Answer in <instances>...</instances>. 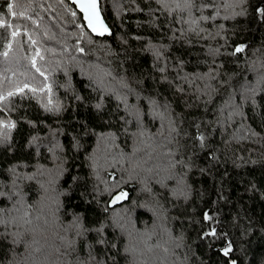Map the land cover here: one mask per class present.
Masks as SVG:
<instances>
[{
    "label": "trees",
    "instance_id": "obj_1",
    "mask_svg": "<svg viewBox=\"0 0 264 264\" xmlns=\"http://www.w3.org/2000/svg\"><path fill=\"white\" fill-rule=\"evenodd\" d=\"M100 2L0 0V264H264V0Z\"/></svg>",
    "mask_w": 264,
    "mask_h": 264
},
{
    "label": "snow or ice",
    "instance_id": "obj_2",
    "mask_svg": "<svg viewBox=\"0 0 264 264\" xmlns=\"http://www.w3.org/2000/svg\"><path fill=\"white\" fill-rule=\"evenodd\" d=\"M80 7H81V10L86 13V18L88 19L89 26L92 27L93 31H98L97 27L93 24L94 17L97 20V22L100 23V30H99L100 34L102 35L104 31H107V29L103 27L102 22L99 21V16H98V13L96 12V0H81ZM9 11H12L11 5L9 6ZM258 11L261 13V15H264V8L258 9ZM12 14L15 15L16 13L13 12ZM0 26H4L3 21H0ZM13 35H16V33H13ZM242 50H243L242 48L238 47L236 49V52H240ZM12 126L14 127V125ZM126 196H127V193H121L115 198V200H120L122 197H126ZM205 219H211V217L207 216L206 214ZM211 234L214 235L215 232L213 231ZM229 251H230V247L225 248L224 254L228 255Z\"/></svg>",
    "mask_w": 264,
    "mask_h": 264
},
{
    "label": "water",
    "instance_id": "obj_3",
    "mask_svg": "<svg viewBox=\"0 0 264 264\" xmlns=\"http://www.w3.org/2000/svg\"><path fill=\"white\" fill-rule=\"evenodd\" d=\"M68 1L70 3H72L77 8V10L82 14V17H83V20H84V23H85L86 28L95 37H99V38H105V37L112 38L113 33H112V30H111V27L106 22V20L104 18V15L102 13L100 0H96V12L98 13L99 21L102 22L103 27L107 29V31H104V33L102 35L100 34V31H99L100 30V23L97 22V20L95 19V17L93 18V24L97 27L98 31H93L92 27L89 26L88 19L86 18V13L84 11H82L81 10V7H80L81 0H68ZM128 197H129V195L127 194V196L125 197V199L127 200Z\"/></svg>",
    "mask_w": 264,
    "mask_h": 264
}]
</instances>
